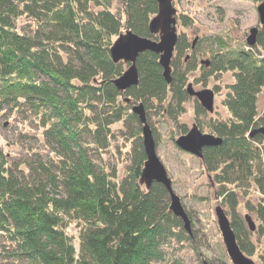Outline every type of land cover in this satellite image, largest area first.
Instances as JSON below:
<instances>
[{
    "label": "trees",
    "instance_id": "trees-1",
    "mask_svg": "<svg viewBox=\"0 0 264 264\" xmlns=\"http://www.w3.org/2000/svg\"><path fill=\"white\" fill-rule=\"evenodd\" d=\"M0 0V111L20 112L38 122L44 156L22 166L0 145V237L14 260L28 264H154L169 242L194 240L180 217L168 207L160 182L140 181L145 159L138 115L130 102L147 110L151 100L187 131L177 116L191 96L184 83L197 69L198 42L177 33L166 81L158 53L146 49L135 60L138 80L118 89L113 79L127 65L113 61L109 47L122 29L157 38L148 22L157 0ZM187 25V17L180 16ZM254 44L231 46L222 35L209 41L208 63L196 80L230 71L232 81L221 99L227 114L194 117L221 138L202 147V167L215 183L220 205H226L236 242L247 255L255 251L250 235L264 244V138L249 131L264 124L257 107L264 89V24H257ZM187 50L189 54L186 53ZM215 88V87H214ZM216 89V88H215ZM138 123L132 131L130 163L118 179L116 168L100 159L111 124ZM259 197L244 206L255 213L247 229L237 210L238 192ZM74 224L77 235L69 231ZM264 264V251L259 253ZM179 264L174 261L172 264Z\"/></svg>",
    "mask_w": 264,
    "mask_h": 264
},
{
    "label": "rangeland",
    "instance_id": "rangeland-1",
    "mask_svg": "<svg viewBox=\"0 0 264 264\" xmlns=\"http://www.w3.org/2000/svg\"><path fill=\"white\" fill-rule=\"evenodd\" d=\"M260 1L172 0L176 8L177 33H184L188 41L195 38L198 42L194 52L197 69L188 72L184 86L186 87L190 82L194 89L208 87L214 91L213 110L205 109V113L200 115L203 119H207L210 115L223 117L227 114L221 99L227 91V83L233 79L232 73L225 71L218 77L209 75L205 84L196 80L201 71L200 64L203 65L200 60L210 57L209 41L214 35H222L231 46L244 47L249 28L259 23L256 6ZM111 9L118 13L119 0H112ZM181 15L187 17V25L181 23ZM189 51L187 50L186 53L189 54ZM195 100L197 101V98L191 95L183 104L184 111L177 116V120L185 123L187 128L196 121ZM136 103L138 102H130L128 110H131V106ZM164 103L158 104L156 100H151L147 110L144 107L145 118L155 139L156 153L167 170L173 190L179 195L188 214L190 234H193L194 240L167 243L163 246L164 258L154 264H172L174 261L179 264H203L204 261L208 264H233L225 250L214 212L215 205L221 203L220 196L216 194L217 185L212 182L210 174L202 167L198 156L175 144L174 139L180 135L177 133L179 126L177 121L168 115ZM257 107L259 112L264 109V89L258 93ZM139 122L142 126V122L140 120ZM137 124L127 120L112 123L108 144L100 151V159L106 165L116 168L118 179L130 163L131 133ZM199 128L203 132H212L206 125ZM0 145L11 159L18 161L22 166L34 161L36 156L43 157L46 150L38 122L28 119L20 112L10 113L7 109L0 111ZM249 192L247 195L238 192L237 210L242 218L244 213H249L256 223L255 213L244 206V201L248 199L255 202L259 193L253 187L249 188ZM222 207L228 210L226 205ZM243 220L246 228L249 229L247 222ZM69 231L77 235L74 224L70 225ZM250 238L255 251L248 256L254 260L255 264H260L258 255L264 251V244L254 233H251ZM4 247L5 244L0 237V264H28L22 258L14 260L7 254L9 251Z\"/></svg>",
    "mask_w": 264,
    "mask_h": 264
},
{
    "label": "water",
    "instance_id": "water-1",
    "mask_svg": "<svg viewBox=\"0 0 264 264\" xmlns=\"http://www.w3.org/2000/svg\"><path fill=\"white\" fill-rule=\"evenodd\" d=\"M256 10L260 24H264V0H261ZM176 8L172 4V0H157V10L148 22V29L151 33H157L158 38L139 35L131 29H125L124 32L118 33L117 37L112 42L109 52L113 61L123 59L130 64L113 79L115 86L122 90L132 84H136L138 80V72L135 66L137 55L146 49L158 53V61L162 66V74L167 82L171 79L170 59L173 55L174 45L177 40L176 31ZM258 26L254 25L249 28V33L246 36V43L254 44ZM195 38L192 41V45ZM200 63H208L207 59H201ZM186 90L189 95L197 98L199 103L208 111L213 110L214 93L211 88L204 87L194 89L190 82L186 85ZM131 110L138 115L142 122L141 135L142 145L145 153V159L140 174V181L147 187L153 181L160 182L166 188L169 194V209L182 220L183 227L190 233V219L185 211L179 195L171 186V179L168 176L167 170L156 153L155 140L151 132V128L145 118L144 106L141 102L133 104ZM255 132H260L264 138V124L254 127L250 130V135ZM175 144L191 154L198 157L202 156V147L206 145L217 144L221 138L211 132H203L193 123L188 130L177 136ZM214 212L216 221L221 233V237L225 246V250L233 264H255L254 260L246 255L238 246L234 231L230 225L227 214L220 204L215 205ZM245 221L250 230L255 228V221L249 213H244ZM203 264H208L204 261Z\"/></svg>",
    "mask_w": 264,
    "mask_h": 264
},
{
    "label": "bare ground",
    "instance_id": "bare-ground-1",
    "mask_svg": "<svg viewBox=\"0 0 264 264\" xmlns=\"http://www.w3.org/2000/svg\"><path fill=\"white\" fill-rule=\"evenodd\" d=\"M259 24H260V23H259ZM124 31H125V30H124ZM124 31H121V32H124ZM116 37H117V36H116ZM116 37H115V38H116ZM113 41H114V39H113ZM113 41H112V42H113ZM111 44H112V43H111ZM110 46H111V45H110ZM109 48H110V47H109ZM119 60L124 61L123 59H119ZM135 60H136V59H135ZM117 61H118V60H117ZM124 62L127 63L126 67L130 64V62H128V61H124ZM135 66H136V64H135ZM123 71H124V69H123ZM121 73H122V72H121ZM249 133H250V131H249ZM259 133H260V132H259ZM213 134H214V133H213ZM214 135H216V134H214ZM249 135H250V134H249ZM154 140H155V139H154ZM223 209H224V208H223ZM228 219H229V218H228ZM243 219H245V218H244V215H243ZM229 222H230V221H229ZM246 255H247V254H246Z\"/></svg>",
    "mask_w": 264,
    "mask_h": 264
},
{
    "label": "flooded vegetation",
    "instance_id": "flooded-vegetation-1",
    "mask_svg": "<svg viewBox=\"0 0 264 264\" xmlns=\"http://www.w3.org/2000/svg\"><path fill=\"white\" fill-rule=\"evenodd\" d=\"M203 88H204V87H203ZM213 93H214V91H213ZM190 96H191V95H190ZM198 102H199V101H198ZM193 123H195V124L197 125L196 121H195V122H192V124H193ZM192 124H191V125H192ZM197 126H198V125H197ZM198 127H199V126H198ZM199 129H200V128H199Z\"/></svg>",
    "mask_w": 264,
    "mask_h": 264
}]
</instances>
